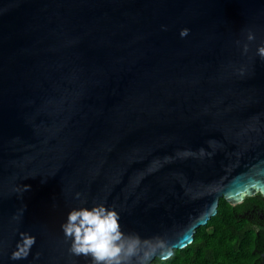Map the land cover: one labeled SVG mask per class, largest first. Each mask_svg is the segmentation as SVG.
I'll use <instances>...</instances> for the list:
<instances>
[{
  "label": "water",
  "instance_id": "95a60500",
  "mask_svg": "<svg viewBox=\"0 0 264 264\" xmlns=\"http://www.w3.org/2000/svg\"><path fill=\"white\" fill-rule=\"evenodd\" d=\"M261 41L264 0H0V264H91L73 208L174 252L220 198H264Z\"/></svg>",
  "mask_w": 264,
  "mask_h": 264
},
{
  "label": "clouds",
  "instance_id": "9594fccd",
  "mask_svg": "<svg viewBox=\"0 0 264 264\" xmlns=\"http://www.w3.org/2000/svg\"><path fill=\"white\" fill-rule=\"evenodd\" d=\"M188 32L187 28L181 29L180 36L183 38ZM246 39L254 41L255 35L249 31ZM243 52H248L247 43L243 45ZM256 53L264 59V41ZM60 227L65 241H71L68 251L73 256L90 257L91 264H151L155 256L167 261L173 255L170 245L160 237L141 238L137 233H125L119 213L104 203H96L91 208H73ZM19 235L20 240L10 256L12 260L27 258L36 242V238L26 232Z\"/></svg>",
  "mask_w": 264,
  "mask_h": 264
},
{
  "label": "trees",
  "instance_id": "16d2710c",
  "mask_svg": "<svg viewBox=\"0 0 264 264\" xmlns=\"http://www.w3.org/2000/svg\"><path fill=\"white\" fill-rule=\"evenodd\" d=\"M251 201L255 196L230 206L220 198L216 214L196 230L191 244L174 250L167 261L155 258L151 264H260L264 230L239 217Z\"/></svg>",
  "mask_w": 264,
  "mask_h": 264
},
{
  "label": "flooded vegetation",
  "instance_id": "af4514ba",
  "mask_svg": "<svg viewBox=\"0 0 264 264\" xmlns=\"http://www.w3.org/2000/svg\"><path fill=\"white\" fill-rule=\"evenodd\" d=\"M253 196H255L256 201H251L244 204V209L240 211L239 217L245 219L253 226L262 227L264 230V198L258 194ZM251 197H245L241 203H244L246 198ZM261 248L262 251L259 253V256L264 253V245Z\"/></svg>",
  "mask_w": 264,
  "mask_h": 264
}]
</instances>
